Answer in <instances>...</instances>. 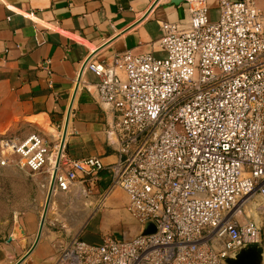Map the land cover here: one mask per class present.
<instances>
[{
	"label": "built area",
	"instance_id": "2783aa9c",
	"mask_svg": "<svg viewBox=\"0 0 264 264\" xmlns=\"http://www.w3.org/2000/svg\"><path fill=\"white\" fill-rule=\"evenodd\" d=\"M190 4L188 27L162 25L164 59L125 52L82 66L117 115L116 164L68 159L65 133L52 143L0 137V167L20 158L49 176L48 196L108 169L141 228L100 245L75 238L55 264H227L246 245L264 246L263 226L247 215L255 196L264 201V17L254 0H219L216 21L205 0ZM147 223L155 234L142 235Z\"/></svg>",
	"mask_w": 264,
	"mask_h": 264
},
{
	"label": "crops",
	"instance_id": "0c3cea01",
	"mask_svg": "<svg viewBox=\"0 0 264 264\" xmlns=\"http://www.w3.org/2000/svg\"><path fill=\"white\" fill-rule=\"evenodd\" d=\"M177 1L0 0V137L22 141L38 134L52 143L63 139L67 131L64 153L68 159L97 158L106 168L116 164L120 146L112 128L117 115L98 100L101 79L82 66L105 63L125 52L165 55L160 47L162 25L188 27L190 3L195 0ZM205 1L210 19L217 20L219 0ZM254 1L264 17V0ZM61 194L77 199L71 210L78 214L72 224L69 221L70 227L56 213L62 205L59 200L39 240L42 213L25 216L21 227L26 241L9 243L14 231L0 238V264H17L31 249L21 264H55L61 247L75 238L86 242V226L98 211L114 205V198L121 199L123 211L136 224L127 211L124 192L111 191L108 169L94 177L81 174L70 192ZM82 196L85 199L79 200ZM263 206L254 209L258 215H264ZM90 211L93 214L82 227L81 215ZM103 223H109L106 215ZM258 223L264 228V217ZM140 232L139 226L135 235L128 231L125 237ZM110 236L106 232L101 241L89 244L100 245Z\"/></svg>",
	"mask_w": 264,
	"mask_h": 264
},
{
	"label": "rangeland",
	"instance_id": "374dc122",
	"mask_svg": "<svg viewBox=\"0 0 264 264\" xmlns=\"http://www.w3.org/2000/svg\"><path fill=\"white\" fill-rule=\"evenodd\" d=\"M165 57V55H162L160 58L164 59ZM20 162V158L15 157L11 166L0 167V238L9 236L14 231L17 223L21 226L22 219L35 212L42 213L41 221L45 214L47 216L46 220H48L55 213V211L53 213V210L54 205L56 207L55 203L57 200L62 205H60L56 213L63 224L69 228V223L71 222L72 224V218L78 214L76 210H71V208L77 206V199H71L69 196L60 195L59 193L57 194L58 197L56 196L55 203L48 207L50 197L48 196L49 191L47 188L49 176L46 174L34 176L28 170L22 169ZM82 199L85 198L82 196L79 200ZM262 201L259 196H255L247 204V215L251 214L258 222L262 220L264 215H258L254 209L257 205L263 206ZM112 202L114 205L106 210L98 211L86 226L84 230V240L86 242L97 243L104 238L106 232L108 236L111 235L112 237L123 239L128 231L135 235L139 230V225L135 224L129 215L123 211L121 199L114 198ZM249 210L253 213H249ZM92 214L93 211H90L88 214L83 213L81 215L82 227L87 224ZM105 215L109 221L107 225L103 223Z\"/></svg>",
	"mask_w": 264,
	"mask_h": 264
},
{
	"label": "water",
	"instance_id": "95a60500",
	"mask_svg": "<svg viewBox=\"0 0 264 264\" xmlns=\"http://www.w3.org/2000/svg\"><path fill=\"white\" fill-rule=\"evenodd\" d=\"M175 4H177V0H172ZM66 137V132H65ZM42 224H45V220L42 221ZM20 231L21 237L26 236L23 228L20 226V224L17 223L13 234L16 232V230ZM157 231L156 226L153 223H147L145 225V228L142 232L143 236H148L155 234ZM13 234L8 239L9 243H12L14 241H18ZM263 245H246L244 246L240 251L232 255L230 258L226 260L227 264H261L262 263V252H263ZM32 249L28 252V254L25 256V258L31 253ZM25 258L20 260L17 264H21Z\"/></svg>",
	"mask_w": 264,
	"mask_h": 264
},
{
	"label": "bare ground",
	"instance_id": "6f19581e",
	"mask_svg": "<svg viewBox=\"0 0 264 264\" xmlns=\"http://www.w3.org/2000/svg\"><path fill=\"white\" fill-rule=\"evenodd\" d=\"M71 119V118H70ZM68 120V119H67ZM67 132V131H66ZM244 201V200H243ZM246 202L248 201V199H246L245 200ZM242 202V201H241ZM55 203V194L54 193H51L50 194V197H49V203H48V207H51L52 206V204H54ZM49 210V209H48ZM46 218H47V216H46V214L44 215V217H43V220H45V223H46ZM42 220V221H43ZM42 221H41V224H40V230H39V235H38V240H39V238L41 237V235H42V233H43V230H44V227H45V224H42ZM13 236L16 238V239H18V241H26L25 240V237H23V235H22V237H21V234H20V232L17 230L14 234H13Z\"/></svg>",
	"mask_w": 264,
	"mask_h": 264
}]
</instances>
